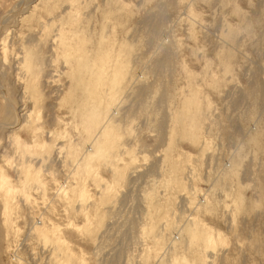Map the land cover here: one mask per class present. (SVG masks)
I'll return each mask as SVG.
<instances>
[{
	"label": "rangeland",
	"instance_id": "obj_1",
	"mask_svg": "<svg viewBox=\"0 0 264 264\" xmlns=\"http://www.w3.org/2000/svg\"><path fill=\"white\" fill-rule=\"evenodd\" d=\"M80 42L89 65L98 50L108 52V77L118 61L127 63L109 112L114 138L108 124L83 122L96 102L85 108L76 101L81 93L70 91L77 71L69 48ZM28 53L33 74L24 67ZM109 88L97 98L106 103ZM193 96L201 105L196 143L182 136L179 120ZM52 132L65 138L44 163L46 190L30 192L28 205L16 198L15 225L5 226L0 199V264H171L176 257L201 264L202 247L189 244L186 230L193 218L229 241L207 264H264V0H0V168L13 185L24 180L16 164L42 163L21 160L13 138L33 145L50 142ZM101 140L106 150L87 172L86 150ZM109 184L113 193L101 204ZM61 186L66 196H58ZM81 187L90 201L72 193ZM86 213L91 233L76 229ZM41 219L63 229L74 258L65 262L32 235Z\"/></svg>",
	"mask_w": 264,
	"mask_h": 264
},
{
	"label": "bare ground",
	"instance_id": "obj_2",
	"mask_svg": "<svg viewBox=\"0 0 264 264\" xmlns=\"http://www.w3.org/2000/svg\"><path fill=\"white\" fill-rule=\"evenodd\" d=\"M81 44H84V43L80 42L79 47L70 46L69 48V50L72 49L73 50L72 53L75 54L74 63L76 65V71H77V79H75V83L72 84L70 91L81 93L80 98L78 97L76 101L78 105L83 104L85 108H86V105L84 104L85 103L89 104L88 99L89 100L92 99L93 103L96 102L97 106L91 105L89 108H86L85 110L86 112H84L83 122L89 125L90 124H94V125L95 124H106V125L108 124L107 127L105 128L106 134L107 136H110V137L113 136L114 138L115 129H114V126H113L114 124L111 119V117L113 116V113L110 114V117H109V112H110L111 107L114 104L113 103L114 99L123 90V84L126 81V77L129 73L127 63L125 60H122L121 62L118 61L114 65L115 66L114 71L109 76L110 77L109 78L108 75L106 74V68L109 62V57L107 56L108 52L106 50H102V48L98 50L94 63L92 65H89L88 64L89 60H88L85 44L84 45H81ZM101 45H104L103 41H101ZM24 67L28 73L30 74L34 73L35 64H34L33 53H28L26 55L24 59ZM226 70L227 72H230V68L228 65L226 66ZM87 75H89V77L85 78ZM107 84L110 85L109 91H110L111 98L105 103L103 100V97L97 98L98 96L97 94L99 93L100 89L107 86ZM200 109H201V105H200L199 99L193 96L192 98L186 101L182 116L179 119L182 122V126H181L182 127L181 134H183L182 136L189 138L194 143L198 142L199 140L200 122L198 120H200L199 118L200 112H201ZM34 115H35V112L33 110L31 113L28 114V119H31ZM37 119L38 120L40 119L39 114L37 115ZM40 130L42 129L36 127L35 133H34L35 136L38 137ZM49 136H50L49 139H52V140H49L50 142H47V141L42 142V143L35 142L33 145H28L19 136H16L15 138H13V144L16 150V154H18L21 160L24 158H27V156L31 158L37 156L39 160H42V163L39 162L41 165L39 167H36L34 166V164H31V163L30 164L20 163L18 165L16 164V167H18V171H20V174L23 176V179H24L22 182H20L19 188L13 185L7 173L2 168H0V194H1L0 199L4 207V215L8 216V220L5 221V226H8L10 223L12 225H15L14 221L13 220L10 221V219H11V216L14 214L13 206L16 203V198L18 196L23 197L24 201L28 205V204H31V201H32L30 192L32 191L42 192L46 190L45 189L46 183H45V180L43 179L44 163L46 162L47 158H50V156H52V154L55 153L54 149L57 146L56 143L61 138H65L63 136V133H58V132H52L50 133ZM254 141L256 140L253 139V142ZM205 146L206 145H204V148H202L203 151L207 150L206 149L207 146L206 147ZM106 147L107 145L101 140V141L93 142V146L90 148V151L88 149L86 150V153L88 155L86 156L84 167L87 172L89 170H91L90 172H92V166H91L92 162L96 160L97 158H99L101 155H103L104 151L106 150L105 149ZM109 148H111V143L109 144V147L107 148V150ZM63 150H64V147L62 146L57 148V151L59 154L60 153L62 154ZM8 162H9V165L15 164L14 161L11 159L8 160ZM39 163L37 162L36 165H39ZM177 163L173 164L172 166V172L174 175H176L180 171V167H179L180 164L178 165ZM183 168H182V171H183ZM185 169L186 168H184V170ZM117 172L122 175L123 168L122 169L118 168ZM123 176L124 175H122V177ZM118 180L116 179V182ZM103 181L104 180L102 179V177H98V182H103ZM172 182H174V186L176 187L175 189L179 190L180 192H185L187 190L186 183L183 182L182 179H178V177L176 178L174 176V178H172ZM84 187L75 188V189L73 188L74 191L72 193L75 195V197L80 199L79 200L80 203L90 201V198H91L90 194H88V191ZM67 188H68L67 186L66 187L61 186L60 188L61 190L58 189V191L60 192L58 196L62 194L66 196ZM113 190H114L113 186L110 184L106 187V189H104V191L102 190L103 194L101 197V204L111 198V194L113 193ZM205 198L203 197V199L200 200L199 203L201 204L204 203L203 206L207 207L210 205L211 202H208L207 198L206 199ZM238 198H239V201H241L239 203L241 204V208H242L244 197L243 195H241ZM83 203L81 205H83ZM156 210L158 212V217L160 218V220L166 219L167 213L165 211L160 210L159 206H157ZM97 214L100 216V220H102L103 215L99 213ZM86 219H87V224H85L83 227H80V228L76 227V229L79 231H85L87 233H91V229H90L91 226L89 227L91 220L87 213H86ZM186 225H187L186 230L188 232L189 244L190 245L192 244L197 247L199 245V247H202L203 252L202 253L198 252V255H197V258H200V260L198 259V261H200L201 264H207L206 263L207 257L212 258L210 253L212 252L214 253L220 246L226 247L229 244L228 239L222 233L220 232L215 233L211 228L207 226V224L203 223L202 220H199V218H193L187 221ZM71 226L75 227L73 223H71ZM5 228H8V227H5ZM33 229L34 231L32 235L36 237L37 239H39L45 246L48 244H53L54 253L57 252L59 256L63 255L64 258L66 259L65 262L67 260L69 261L72 258H74L75 254H71V250L69 248L67 240L65 239L63 231H62L63 229L60 226H58L55 223H51V222L49 225H47V222L45 221V219H41L38 222V226L35 225ZM13 230L16 234H19L20 232V230L17 229V227L15 226ZM193 262L195 261L193 260ZM80 264H85L84 260H80ZM171 264H184V262H182L180 258L176 257L173 259Z\"/></svg>",
	"mask_w": 264,
	"mask_h": 264
}]
</instances>
